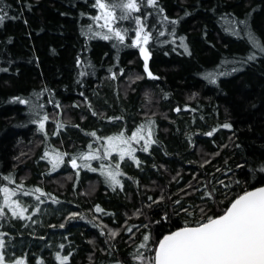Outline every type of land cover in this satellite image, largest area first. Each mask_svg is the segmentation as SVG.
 <instances>
[{
  "label": "trees",
  "instance_id": "trees-1",
  "mask_svg": "<svg viewBox=\"0 0 264 264\" xmlns=\"http://www.w3.org/2000/svg\"><path fill=\"white\" fill-rule=\"evenodd\" d=\"M199 2L202 7L197 10L194 7L197 0H187V3L184 0H161L169 17L182 16L184 8L193 12L177 28L178 36L187 37L192 56H187L178 47L179 40L176 45L156 46L149 66L160 79L151 80L143 72L138 49L121 48L117 63V50L112 47L116 43L114 39L105 41L96 38L86 42L81 35V26L93 23L90 18L99 14L98 9L91 7L94 0H0V6L10 5V17H18L16 20L8 19L0 28V67L9 68L7 73H0V187L8 184L2 177L14 172L17 183L23 181L28 189L39 186L61 201V204H52L46 200L41 205L42 209H46L45 215L38 216L42 224L34 225L31 221L14 219L11 225L5 224L0 229L9 233L6 258L10 259L12 254L15 257L26 254L28 264H37L40 258H43L44 264H58L53 257L56 251H60L62 255L72 253L70 264H90V255L91 264H113L116 259L123 264H132L129 253L135 251L145 230L133 228L129 233L125 231L126 228L160 220L166 211L171 215V223L165 221L162 225L151 226L152 239L158 241L177 227H183L186 220L191 226L192 220L202 219L199 208L205 205L194 188H200L203 192V184L208 181L220 188L215 178L225 183L233 178L241 182L239 185L232 184L227 197L218 198V206L212 208L211 215L222 214L230 205L229 200L243 191L264 185L257 182L259 176L253 179L247 170L248 161L264 160V59L239 74L220 77L218 85L210 84L202 75L205 71L217 69L225 58L243 56L249 51L242 40L221 30V23L226 26L227 19L221 23L214 22L219 14L235 13L243 19L246 12L255 8L252 26L264 38V0ZM28 4L32 5L31 10H28ZM216 4H219L216 16L203 10ZM82 12L86 14L83 17L80 16ZM25 19L27 24L24 23ZM93 26L98 28L96 24ZM122 26L132 27L129 22H123ZM205 26L207 39L203 35ZM9 38L11 43H7ZM165 39L172 38L167 35L160 37L161 41ZM125 43H130V39ZM173 47H176L175 52L172 51ZM78 55L82 61H91L95 66L94 74L89 69V75L79 76L81 69L76 65ZM9 59L13 61L10 66ZM110 68L117 72V79H110ZM120 68L125 70L123 76L119 75ZM224 70L230 69L226 67ZM136 75L145 78L135 83L129 82L128 77L134 78ZM78 80L81 82L77 83ZM45 88L52 91V102H49L48 92H44L39 103L45 105L49 115L46 131L50 150L59 149L68 153L86 151L93 138L86 136L85 132L96 130L98 135L107 136L126 128L127 134H130L146 116L155 119L154 138L163 147L153 145L149 153L138 150L136 155L143 162L141 168L128 162L127 158L121 162L127 176L139 180V188L125 177L124 190L113 192L102 182L98 172L82 170L74 189L75 170L69 164L66 163L56 172L51 171L49 161L40 159L46 147L45 136L38 131L37 125L29 123L28 106L10 102L14 96L32 99L34 93ZM81 92L84 93L83 97ZM145 93L151 95L150 103ZM163 93H170V96L164 99ZM193 94H196L195 99H190ZM85 97L98 114L105 117L123 115L124 119L109 122L93 116ZM57 101L61 105L59 109L54 106ZM186 105L198 111H185ZM177 107L181 108L179 113L174 111ZM56 120L79 125V128L69 126L61 129L60 135H53ZM225 122L233 125L231 130L220 128L213 137L202 134ZM186 133L200 134L194 135L190 143ZM217 152L218 156L215 155ZM113 157L118 159L115 153ZM206 160L211 163L205 164ZM92 164L98 167L99 162L93 161ZM153 164L157 168H153ZM201 164H204L203 168ZM237 165H245V168ZM217 168H231L233 172L224 175L216 172ZM212 173H215V178ZM70 176L71 180L68 179ZM173 177L176 179L173 180ZM189 183L194 187H188ZM8 186L15 187L14 184ZM162 190L164 201L148 208L147 205L152 203L148 197L156 200ZM85 192L88 195H82ZM185 192L192 195L186 196ZM176 199H181L182 207L190 211L194 208L195 215L185 216L179 212L172 203ZM21 203L31 205L34 197L24 196ZM96 204L107 212L115 213V217L89 211ZM142 205L144 214L139 217L133 215ZM73 211L86 214L87 220L95 217L97 224L102 222L107 228L121 229L120 235L110 241L114 245L112 255H109V246L105 243L107 229L105 236H101L100 229L87 220L72 221L64 229L58 227L68 212ZM33 219H37V216ZM25 224L29 226L25 227ZM53 224L57 227H48ZM89 241H94V245ZM61 243L65 244L64 249H59ZM149 247L153 251L145 252V255L154 254L155 246L150 242Z\"/></svg>",
  "mask_w": 264,
  "mask_h": 264
},
{
  "label": "snow or ice",
  "instance_id": "snow-or-ice-1",
  "mask_svg": "<svg viewBox=\"0 0 264 264\" xmlns=\"http://www.w3.org/2000/svg\"><path fill=\"white\" fill-rule=\"evenodd\" d=\"M184 2L187 3V0H184ZM91 7L98 9L99 14L90 18L93 23L81 26V35L86 38V42L96 38H101L105 41H112L114 39L116 43H113L112 47L117 50V63L119 62L121 48L138 49L139 57L143 63V72L148 79H160V77L156 76L150 70L149 66L153 49L156 46L161 44L176 45L177 40H179L178 47L182 48L183 53L187 56H192V52L187 43V37L177 35L178 26L185 18L193 15V12L187 8L183 9L182 16L177 14L175 17H169L161 0H94ZM194 7L197 10L202 7L199 0H197ZM218 7L219 4H216L203 10L216 16ZM9 8L10 5L0 6V28L4 26L8 19H18L17 16H9ZM27 8L31 10L32 5L28 4ZM255 11L256 9L253 8L250 12H246L243 19L237 17L235 13H221L218 19L214 21L221 23L227 19L228 23L226 26L221 23V30L238 40H242L249 47V51L243 56H234L231 59L225 58L217 69L202 73L204 79L210 84L218 85L220 77L239 74L253 63L264 59V38L252 26V15ZM85 15L83 12L80 13L81 17ZM150 20L152 21L151 24ZM123 22H129L132 27L122 26ZM24 23L27 24L28 21L25 19ZM93 24L98 25V28H95ZM158 25L160 26L159 28L157 27ZM166 35L172 39L161 41L160 37H165ZM203 35L207 39L208 31L206 26ZM129 39L130 43H125ZM11 42V38H9L7 43ZM212 47H215V45H212ZM52 51L54 53L55 49ZM172 51L175 52L176 47H173ZM36 59L38 61L39 58L37 57ZM12 63L13 61L9 59V66ZM76 65L81 69L79 72L80 77L89 75V69L91 70V74L95 73V66L92 65L91 61H82L79 55L76 57ZM226 67L230 70H224ZM8 71V67H0V73H7ZM108 71L110 73V79H117V72L112 71L111 68ZM124 71L123 68H120L119 75L123 76ZM144 78L145 76L136 75L134 78L129 76L128 80L131 83H135ZM80 82L79 80L77 81V83ZM44 92H48L49 102L51 103L52 91L47 88L41 92L34 93L32 99L14 96L10 98V102L28 106L29 123L37 125L38 131L45 136L46 147L40 159H47L49 161L51 171L56 172L62 166H65L66 163L69 164L75 170L76 183L73 185L74 189L79 183L80 172L82 170L93 173L98 172L100 177H102V182L113 192L117 191V189L120 191L124 190L125 177L139 188V180L127 176V173L121 168V162H125L127 158L128 162H133L137 168H141L143 162L136 155L138 150L143 153H149L153 145L163 147L154 138L155 119L146 116L145 120L139 126H136L130 134H127L126 128L107 136L98 135L96 130L85 132L84 134L86 136L93 138L92 142L87 145L86 151L68 153L60 151L59 149L50 150V147L47 145L48 133L46 131V122L49 120V115L45 111V105L39 103L40 97ZM80 95L83 97L84 93L81 92ZM195 95L193 94L190 99H195ZM169 96L170 93H163L164 99H167ZM145 97L147 98V102L150 103L151 95L145 93ZM85 103L92 110L91 114L98 116L100 119H107L109 122L122 121L124 119L123 115L105 117L103 114H98L92 108V104L87 101V97H85ZM54 106L58 109L61 108L58 101L55 102ZM73 107H79V105H73ZM184 110L198 111L195 108L190 109L187 105ZM174 111L179 113L181 108L177 107ZM69 126L79 128V125H69V123L63 120H56V130L53 135H60L61 129H66ZM232 127L233 125L230 122H225L213 128L211 131L202 134L207 137H213L214 133L218 132L220 128L231 130ZM198 134L200 133H186L188 141L191 143L192 137ZM94 144L98 146L94 147ZM192 147H195V145L192 144ZM223 147H227V145ZM113 153L118 156V159H114ZM164 154L167 155V152ZM21 155H24V153ZM215 155L218 156L219 152ZM16 159L20 160V157ZM93 161L99 162L98 167H93ZM189 163L192 162L189 161ZM204 163H211V161L206 160ZM224 163L227 164V161ZM152 167L157 168V165L153 164ZM200 167L203 168L204 164H201ZM237 167L244 169L245 165H237ZM247 170L253 179L259 176L258 183H264V160L248 161ZM216 172H222L224 175H227L228 172H233V169L228 168L222 170L217 168ZM211 175L215 178V173ZM2 179L3 181H7L8 184H14L15 187H9L8 184L0 187V193H2V201H0V229L5 224L11 225L14 219L31 221L34 225L42 224L38 216L45 215L46 209H42L41 205H44L46 200H50L52 204H61L59 197L51 193H46L39 186L28 189L23 184V181L17 183L14 178V172L3 176ZM68 179L71 180L72 177L70 176ZM172 179L175 180L176 177ZM193 179H195V176ZM215 179L216 184L221 186L220 188H217L211 181L203 184V192H201L200 188H194V191L199 194V198L205 207L199 208L202 219L192 220L191 226L189 221L186 220L183 227H177L175 231H170L167 235L163 236V239L158 241L153 240L151 231L152 224L162 225L165 221L171 223V215L165 211L160 220L152 221L149 224L132 225L125 229L129 233L132 232L133 228H137L138 231L140 228L145 230L142 240L136 246L135 251L129 253L132 264H264V186L253 187L251 191H243L242 195L235 196L229 200L230 207H226L222 214L210 215L209 213L212 212V208L218 206V198L220 196L227 197V193L231 190L232 184L239 185L241 183L238 179L234 178L230 179L228 183H225L222 179ZM187 186L194 187L191 183ZM181 191L183 192L184 190L181 189ZM184 194L186 196L192 195L188 192ZM82 195H88V193L85 192ZM24 196H33L34 203L31 205L22 204L21 198ZM164 199L165 195L162 190L156 200H153L151 196L148 197V200L152 201V203L148 204L147 207L152 208L153 204L158 206ZM181 199L174 200L172 202L173 205L179 209V212H183L185 216H194L195 209L193 208L190 211L189 208L182 207ZM143 207L142 205L140 209H136L133 215L137 217L143 215ZM29 208L32 209L31 212H29ZM89 211L102 213L104 216L112 218L116 215L113 212H107L99 204L94 205V208ZM179 212H175L174 214H179ZM124 215L127 216V213H124ZM34 216H37V219L34 220ZM76 220H87L86 214L76 211L68 212L64 218V222L60 223L58 227L64 229L66 224ZM95 220L96 218L94 217L93 220H87V222L99 228L101 236H105V229H107L105 243L109 246V255H112L114 245L110 241H114L120 235L121 229L107 228V225H103L102 222L97 224ZM125 224H127V220H125ZM27 226L29 225L25 224V227ZM48 227L56 228L57 225H48ZM7 238H9V233L0 231V264H28L26 254L21 257H15L12 254L10 259L6 258V252L8 251ZM150 242L155 246L154 255H145V252L152 253L153 251L149 247ZM89 243L94 245V241H89ZM64 248L65 244L61 243L59 249ZM71 256V252L68 255H62L60 251H56L53 258L58 264H70ZM89 260L91 264V255L89 256ZM37 264H44L43 258L38 259ZM113 264H123V262L116 259Z\"/></svg>",
  "mask_w": 264,
  "mask_h": 264
},
{
  "label": "water",
  "instance_id": "water-1",
  "mask_svg": "<svg viewBox=\"0 0 264 264\" xmlns=\"http://www.w3.org/2000/svg\"><path fill=\"white\" fill-rule=\"evenodd\" d=\"M261 186H264V185H261ZM258 187H260V186H258ZM251 190H253V188H251V189H249L248 191H251ZM243 194V193H242ZM241 194V195H242ZM228 207H230V205L228 206ZM175 231V230H174ZM168 234V233H167ZM167 234H165V235H167ZM161 239H163V237L161 238Z\"/></svg>",
  "mask_w": 264,
  "mask_h": 264
}]
</instances>
